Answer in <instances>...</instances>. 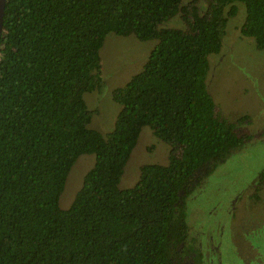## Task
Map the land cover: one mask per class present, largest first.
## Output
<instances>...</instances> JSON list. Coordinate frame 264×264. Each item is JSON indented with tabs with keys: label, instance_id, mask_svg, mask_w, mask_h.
I'll return each instance as SVG.
<instances>
[{
	"label": "trees",
	"instance_id": "trees-1",
	"mask_svg": "<svg viewBox=\"0 0 264 264\" xmlns=\"http://www.w3.org/2000/svg\"><path fill=\"white\" fill-rule=\"evenodd\" d=\"M7 0L0 44V264H203L187 199L250 135L216 111L209 54L235 1L242 35L264 48V0ZM181 14L186 29L159 25ZM157 39L143 70L113 90L122 108L104 136L83 94L103 85L109 32ZM170 144L168 164L119 183L141 129ZM96 156L68 209L78 157ZM264 186V169L257 187Z\"/></svg>",
	"mask_w": 264,
	"mask_h": 264
},
{
	"label": "rangeland",
	"instance_id": "rangeland-1",
	"mask_svg": "<svg viewBox=\"0 0 264 264\" xmlns=\"http://www.w3.org/2000/svg\"><path fill=\"white\" fill-rule=\"evenodd\" d=\"M235 4V15H228L230 5L225 9L226 33L220 51L208 56L206 83L216 111L251 137L234 149L187 199V220L204 252L203 264H264V186L257 187L264 169V48H258L253 37L242 35L246 7L241 1ZM197 6L201 13L208 10L205 0H198ZM159 27L186 29L187 24L177 14ZM157 43V39L141 40L135 34L107 33L100 48L103 85L83 94L92 112L88 127L104 136L113 131L122 108L113 99V90L143 70ZM170 148L149 125H144L119 188L133 187L144 164H168ZM95 160L92 153L78 157L61 194V208L71 206Z\"/></svg>",
	"mask_w": 264,
	"mask_h": 264
},
{
	"label": "water",
	"instance_id": "water-1",
	"mask_svg": "<svg viewBox=\"0 0 264 264\" xmlns=\"http://www.w3.org/2000/svg\"><path fill=\"white\" fill-rule=\"evenodd\" d=\"M7 0H0V44L4 26V14Z\"/></svg>",
	"mask_w": 264,
	"mask_h": 264
}]
</instances>
